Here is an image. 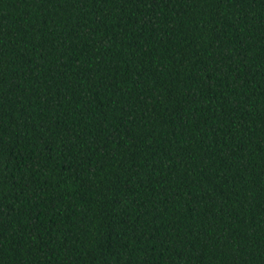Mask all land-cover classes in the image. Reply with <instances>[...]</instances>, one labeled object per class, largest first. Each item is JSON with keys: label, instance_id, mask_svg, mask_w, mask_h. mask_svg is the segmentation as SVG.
I'll return each instance as SVG.
<instances>
[{"label": "trees", "instance_id": "16d2710c", "mask_svg": "<svg viewBox=\"0 0 264 264\" xmlns=\"http://www.w3.org/2000/svg\"><path fill=\"white\" fill-rule=\"evenodd\" d=\"M0 264H264V0H0Z\"/></svg>", "mask_w": 264, "mask_h": 264}]
</instances>
